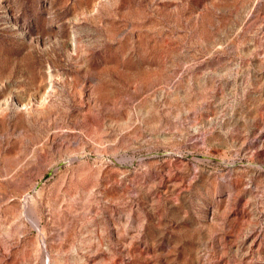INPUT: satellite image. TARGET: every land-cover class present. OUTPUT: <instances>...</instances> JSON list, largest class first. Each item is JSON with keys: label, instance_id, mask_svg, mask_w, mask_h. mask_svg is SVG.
<instances>
[{"label": "rangeland", "instance_id": "374dc122", "mask_svg": "<svg viewBox=\"0 0 264 264\" xmlns=\"http://www.w3.org/2000/svg\"><path fill=\"white\" fill-rule=\"evenodd\" d=\"M0 264H264V0H0Z\"/></svg>", "mask_w": 264, "mask_h": 264}]
</instances>
